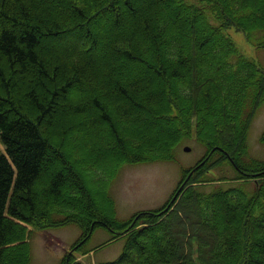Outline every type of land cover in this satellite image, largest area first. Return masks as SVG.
I'll return each mask as SVG.
<instances>
[{
    "label": "trees",
    "instance_id": "1",
    "mask_svg": "<svg viewBox=\"0 0 264 264\" xmlns=\"http://www.w3.org/2000/svg\"><path fill=\"white\" fill-rule=\"evenodd\" d=\"M230 28L264 49V0H0V264H29L28 225L69 222L124 240L95 264H264V161L247 152L264 62ZM191 139L205 152L163 205L118 220L102 188L97 205L90 170ZM225 159L236 176L214 173Z\"/></svg>",
    "mask_w": 264,
    "mask_h": 264
},
{
    "label": "rangeland",
    "instance_id": "2",
    "mask_svg": "<svg viewBox=\"0 0 264 264\" xmlns=\"http://www.w3.org/2000/svg\"><path fill=\"white\" fill-rule=\"evenodd\" d=\"M52 7L56 8L55 5ZM226 34L244 55L264 62V49L256 48L250 44L244 32L230 28L226 30ZM65 42L75 44V39H67ZM157 85L159 87V83ZM149 123H153V121ZM186 145L190 147L189 151L183 149ZM1 149L3 147L0 144ZM204 152V146L191 139L181 143L176 148L173 159L134 164L124 163L118 170L113 165L114 171L112 167L109 168V163H104L105 171L96 167L93 174H89L90 171H94L90 170L85 177L92 190L94 200L96 203L98 202L97 205L104 206L103 200H100L98 196V192L102 188L103 195L113 201L115 219L125 220L139 210L154 209L163 205L172 196L178 182L183 177V173L186 176L189 167L195 165ZM247 152L252 161H264V102L252 116L247 135ZM110 153L108 150L107 154ZM117 156L118 154L114 152L113 158ZM216 167L214 173L217 175L225 173L228 176H236L237 174L227 159L221 166ZM220 168L222 169L220 170ZM63 177H65L64 173ZM100 180H102L101 183ZM79 201L80 205L84 207L85 201L81 198ZM67 209L69 207H60L47 216L56 213L63 215ZM27 228L32 230L31 235L25 240L26 242L28 240L29 264H58L66 252L73 253L76 260H80L84 264L113 260L119 255L124 241L121 238L106 241L109 239L111 231L95 227L87 233L82 231L74 222L50 229H32L30 225ZM83 235L89 236V240L84 244L83 249L101 244L100 247L85 255L73 252L70 249L71 245Z\"/></svg>",
    "mask_w": 264,
    "mask_h": 264
},
{
    "label": "water",
    "instance_id": "3",
    "mask_svg": "<svg viewBox=\"0 0 264 264\" xmlns=\"http://www.w3.org/2000/svg\"><path fill=\"white\" fill-rule=\"evenodd\" d=\"M183 149H184L185 151H189V150H190V147L186 145V146L183 147ZM176 196H177V192H176V194L173 196V198L175 199Z\"/></svg>",
    "mask_w": 264,
    "mask_h": 264
},
{
    "label": "bare ground",
    "instance_id": "4",
    "mask_svg": "<svg viewBox=\"0 0 264 264\" xmlns=\"http://www.w3.org/2000/svg\"><path fill=\"white\" fill-rule=\"evenodd\" d=\"M5 153V152H4ZM156 153V152H155ZM6 154V153H5ZM13 165V164H12ZM201 165V164H200ZM195 167V166H194ZM198 167V166H197ZM15 169V168H14ZM191 173V172H190ZM179 195V194H178ZM89 252V251H88Z\"/></svg>",
    "mask_w": 264,
    "mask_h": 264
}]
</instances>
